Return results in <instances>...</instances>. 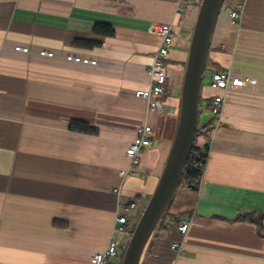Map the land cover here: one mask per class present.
<instances>
[{
    "label": "crops",
    "instance_id": "crops-1",
    "mask_svg": "<svg viewBox=\"0 0 264 264\" xmlns=\"http://www.w3.org/2000/svg\"><path fill=\"white\" fill-rule=\"evenodd\" d=\"M238 4L242 15L233 21L229 13ZM198 11L196 0H0V264H92L127 202H136L126 211L136 221L174 140ZM97 21L111 23L116 34H94ZM156 22H172L175 31L162 96L169 110L149 112L135 92L149 86ZM76 38L100 44L87 47ZM42 48L54 55H41ZM66 52L97 63L69 61ZM218 69L245 83L225 91L216 123L208 106L220 92L209 84ZM200 103V123H212L209 136L198 137L209 144L201 186L177 189L139 264H264V235L255 223L236 220L240 212H264V0L225 1ZM73 119L99 133L72 130ZM144 123L154 129L153 144L123 176L126 149ZM183 219L190 221L184 235ZM116 234L122 252L129 235ZM174 241H183L181 250Z\"/></svg>",
    "mask_w": 264,
    "mask_h": 264
},
{
    "label": "water",
    "instance_id": "water-1",
    "mask_svg": "<svg viewBox=\"0 0 264 264\" xmlns=\"http://www.w3.org/2000/svg\"><path fill=\"white\" fill-rule=\"evenodd\" d=\"M226 0H201L185 67L178 125L163 171L127 243L121 264H139L148 239L175 195L199 123L200 93L212 35Z\"/></svg>",
    "mask_w": 264,
    "mask_h": 264
},
{
    "label": "built area",
    "instance_id": "built-area-1",
    "mask_svg": "<svg viewBox=\"0 0 264 264\" xmlns=\"http://www.w3.org/2000/svg\"><path fill=\"white\" fill-rule=\"evenodd\" d=\"M194 0H181L182 3H190ZM183 6H179L178 11L181 12ZM243 7L241 4L235 6L229 13L230 18L233 21H237L241 18ZM154 29L159 37V44L154 51L152 61L147 67V75L149 78V86L146 88H139L135 94L141 97L147 102V109L151 111H166L169 110V106L162 100V96L165 94L169 84V68L167 59L170 55L172 45L174 43V26L172 22H156L154 23ZM16 50L30 52L31 49L28 45H16ZM39 53L41 55L52 56L54 51L50 49L42 48ZM65 58L69 61L82 62L88 64H96L97 59L89 55H81L75 52H66ZM244 78L235 75L230 69H218L210 73L209 84L219 89L220 92L215 93L209 101V110L211 111L216 123L221 120L223 107L225 103V91L231 85H243ZM154 137V129L151 124L144 123L137 129V133L128 145L126 154L130 159V164L127 168L120 170L121 175L126 176L132 173L133 166L137 165L141 158L142 151L152 146ZM200 167L203 172L205 165L200 162ZM128 204V205H127ZM123 206L122 210H119L116 215V226L114 233L110 236L105 249L101 252H97L91 257L92 264H118L121 259V252L119 250L120 240L116 233L127 232L130 238L134 229L135 222H131L126 211L136 206L135 201L127 202ZM121 208V207H120ZM190 227L189 219H183L178 225L179 231L184 235L187 233ZM129 241V239H128ZM183 241H174L172 246L177 249H182ZM128 243V242H127ZM127 244L125 245V247Z\"/></svg>",
    "mask_w": 264,
    "mask_h": 264
},
{
    "label": "trees",
    "instance_id": "trees-1",
    "mask_svg": "<svg viewBox=\"0 0 264 264\" xmlns=\"http://www.w3.org/2000/svg\"><path fill=\"white\" fill-rule=\"evenodd\" d=\"M200 5V4H199ZM92 32L97 35H102V36H114L116 34V30L113 27L111 23L108 22H102V21H97L93 25ZM76 44H80L83 46L87 47H92L95 45L100 44V41L97 39H84V38H76L74 41ZM31 49V48H30ZM201 112V103L199 106V115ZM212 127V123H198V128H197V134L196 138L193 144V147L191 149L189 158L186 162V165L184 167L180 184L179 187H184L188 189H193V190H198L201 186L202 182V177H203V170L200 167V162H202L204 165L206 164L207 158H208V152H209V144L208 142L200 144L198 142V137L201 134L205 135V138L209 136V130ZM70 128L72 130L80 131V132H85V133H90V134H98L99 133V128L92 125L90 122L86 120H81V119H73L70 122ZM174 198V196H173ZM170 201L166 209L164 210L162 216L159 218L157 224L155 225V228L153 232L151 233L149 239L151 236L159 230L160 228H163L164 225V218L166 215L169 213L170 205L173 201ZM236 220H244V221H251L256 224L258 230L260 233L264 235V212H257V211H244L240 212L236 216ZM148 239V241H149ZM126 247L123 249L121 252V259L118 262V264H121L124 252H125Z\"/></svg>",
    "mask_w": 264,
    "mask_h": 264
},
{
    "label": "rangeland",
    "instance_id": "rangeland-1",
    "mask_svg": "<svg viewBox=\"0 0 264 264\" xmlns=\"http://www.w3.org/2000/svg\"><path fill=\"white\" fill-rule=\"evenodd\" d=\"M196 1H197L198 4H200V1H201V0H196ZM186 37H188V36H186ZM188 39H189V37H188L186 40L188 41ZM45 49H46V48H45ZM50 50H51V49H50ZM39 51H40V49H39ZM39 51H38V52H39ZM129 164H130V163H129ZM128 166H129V165H128ZM132 170H133V171L136 170V165L133 166ZM130 174H131V173H129V175H130ZM122 199H125V198L122 197ZM147 201H148V199H147ZM147 201H145V204H146ZM145 204H143V207H144ZM143 207H142V208H143ZM142 210H143V209H141V211H140L139 213H137V215L135 216L136 222H137V220L139 219V216H140ZM138 215H139V216H138ZM135 224H136V223H135ZM134 227H135V226H134Z\"/></svg>",
    "mask_w": 264,
    "mask_h": 264
}]
</instances>
